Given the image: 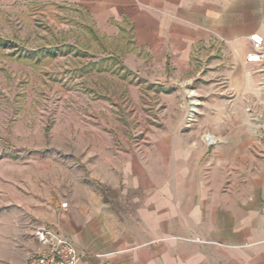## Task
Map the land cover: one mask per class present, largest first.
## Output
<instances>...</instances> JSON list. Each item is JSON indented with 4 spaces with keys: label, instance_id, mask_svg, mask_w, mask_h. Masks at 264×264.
<instances>
[{
    "label": "rangeland",
    "instance_id": "rangeland-1",
    "mask_svg": "<svg viewBox=\"0 0 264 264\" xmlns=\"http://www.w3.org/2000/svg\"><path fill=\"white\" fill-rule=\"evenodd\" d=\"M104 29L66 0H0V264L33 249L47 225L38 200L99 193L122 215L109 225L134 227L163 182L166 194L194 180L221 190L261 171L255 117L207 72L217 52L178 74L130 26Z\"/></svg>",
    "mask_w": 264,
    "mask_h": 264
},
{
    "label": "crops",
    "instance_id": "crops-1",
    "mask_svg": "<svg viewBox=\"0 0 264 264\" xmlns=\"http://www.w3.org/2000/svg\"><path fill=\"white\" fill-rule=\"evenodd\" d=\"M66 1L82 6L103 31L130 26L136 46L165 58L178 74L192 70L193 56L217 52L207 72L219 74V90L241 102L244 118L264 116V60L245 61L248 36L264 37V0ZM216 135L209 131L213 142ZM258 164L255 180H225L235 188L194 180L192 188L166 194L161 183L156 202L147 196L131 213L139 218L134 227L109 225L108 217L122 215L106 208L99 193L67 198L66 210L39 200L36 207L47 225L69 236L83 255L80 264H264V161Z\"/></svg>",
    "mask_w": 264,
    "mask_h": 264
},
{
    "label": "built area",
    "instance_id": "built-area-1",
    "mask_svg": "<svg viewBox=\"0 0 264 264\" xmlns=\"http://www.w3.org/2000/svg\"><path fill=\"white\" fill-rule=\"evenodd\" d=\"M248 39L252 51L246 55L245 61L248 63L262 62L264 60V37L254 32L248 36ZM255 121L256 137L264 151V116L257 115ZM60 208L66 210L68 201L61 202ZM33 237L34 247L27 254L23 264H80L83 255L70 238L54 227L38 225L33 230Z\"/></svg>",
    "mask_w": 264,
    "mask_h": 264
},
{
    "label": "bare ground",
    "instance_id": "bare-ground-1",
    "mask_svg": "<svg viewBox=\"0 0 264 264\" xmlns=\"http://www.w3.org/2000/svg\"><path fill=\"white\" fill-rule=\"evenodd\" d=\"M207 139H208V141H212V138L209 136V135H207Z\"/></svg>",
    "mask_w": 264,
    "mask_h": 264
}]
</instances>
